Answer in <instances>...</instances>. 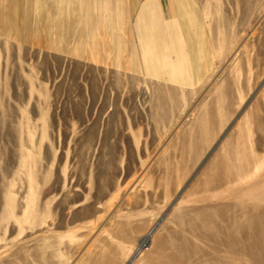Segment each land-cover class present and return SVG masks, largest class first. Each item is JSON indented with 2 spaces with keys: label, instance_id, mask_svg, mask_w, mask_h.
<instances>
[{
  "label": "rangeland",
  "instance_id": "1",
  "mask_svg": "<svg viewBox=\"0 0 264 264\" xmlns=\"http://www.w3.org/2000/svg\"><path fill=\"white\" fill-rule=\"evenodd\" d=\"M0 264H264V0H0Z\"/></svg>",
  "mask_w": 264,
  "mask_h": 264
},
{
  "label": "bare ground",
  "instance_id": "2",
  "mask_svg": "<svg viewBox=\"0 0 264 264\" xmlns=\"http://www.w3.org/2000/svg\"><path fill=\"white\" fill-rule=\"evenodd\" d=\"M150 239H151V236H147L146 238H144V240L142 241L141 248L146 247L148 245Z\"/></svg>",
  "mask_w": 264,
  "mask_h": 264
},
{
  "label": "crops",
  "instance_id": "3",
  "mask_svg": "<svg viewBox=\"0 0 264 264\" xmlns=\"http://www.w3.org/2000/svg\"><path fill=\"white\" fill-rule=\"evenodd\" d=\"M177 75H178V74H177ZM177 75H173V74H171V77L174 78V77H176ZM178 77H181V76L178 75ZM178 77H177V78H178ZM173 78H172V79H173ZM183 78H185V77H183ZM179 79H180V78H179Z\"/></svg>",
  "mask_w": 264,
  "mask_h": 264
}]
</instances>
